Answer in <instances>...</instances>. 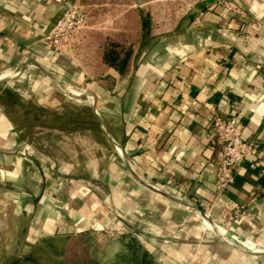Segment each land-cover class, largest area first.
I'll use <instances>...</instances> for the list:
<instances>
[{"label": "crops", "instance_id": "obj_1", "mask_svg": "<svg viewBox=\"0 0 264 264\" xmlns=\"http://www.w3.org/2000/svg\"><path fill=\"white\" fill-rule=\"evenodd\" d=\"M67 1L79 5L80 0ZM185 1H197V7L162 9L166 18L178 19L157 23L150 40L134 50L126 73L104 66L91 79L75 46L56 50L42 39L61 4L0 0V75L22 71L25 92L37 105L45 98L59 104L66 96L57 92L56 81L74 94L85 87L136 172L106 132L84 142L75 155L57 157L35 148L33 156L13 138L0 108V207L17 216L9 221L11 228L23 227L21 218L30 213L31 234L127 228L148 242L163 264H264V0ZM151 9L150 15L158 16ZM123 14L121 9L113 16ZM212 109L221 116L238 114L244 137L257 139L211 213L218 219L226 208L241 207L228 228L255 240L243 237L242 247L259 255L200 234V225L207 228L203 221L199 225L191 204L208 211L214 197ZM61 159L65 163L55 162ZM51 162L77 185L66 187ZM149 185L162 186L180 201Z\"/></svg>", "mask_w": 264, "mask_h": 264}, {"label": "rangeland", "instance_id": "obj_2", "mask_svg": "<svg viewBox=\"0 0 264 264\" xmlns=\"http://www.w3.org/2000/svg\"><path fill=\"white\" fill-rule=\"evenodd\" d=\"M79 6L85 15V23L76 32L67 48L71 45V47L75 46V56L79 58L81 65L89 69L90 73L93 74L94 77L91 79H95L98 76V71L105 66L102 61V55L105 49L115 44L119 46L118 48H120V46L123 48L132 46L135 50L137 47H140L143 43L150 40L151 35L147 40L145 39L146 41H141L140 39V11L150 15L151 8L157 10V12L155 10V13L158 16L154 17L150 15L152 22L151 30H153L155 26H157V23L165 22L166 19L171 22L178 19L176 14L166 18L161 14L162 9L165 10L169 8V11L179 12V10H187L189 7H197V1L152 0L148 2L143 0H80ZM121 9L124 10L123 15L113 16L115 12ZM156 20L158 21L156 22ZM31 70L32 69H29V72ZM14 73L17 74L13 77L1 79L0 87L13 88L20 92L25 99L34 104L33 97H29L25 92L27 87H25L26 80L23 72L15 71ZM55 87L57 92L65 93L66 96L63 95L62 101L55 105L50 102L51 100L49 98H45L41 101V106L50 109L58 108L59 111L63 112L65 110L63 105L68 104L74 108L76 107L77 111L73 113L75 116L72 119L68 117L63 119L56 118L48 113H39V116L34 118L33 114L30 112L33 105L28 103L21 105V102H19L13 104L14 107L10 106L13 121L12 128L14 127V131L11 130L12 136L16 140V135L22 138V140H20L22 144L21 147L24 148L25 152L33 156L35 148L41 150L40 152L43 154L57 157H65L69 154L75 155L80 151L84 142H95V140L103 138V134H105L93 110L91 111L96 116V119H93L90 115L88 106L92 107L93 103H96V100L89 99L90 95L85 87L79 86L77 89L73 90L79 93L78 96L67 93L57 85ZM61 87L65 88L64 86ZM84 146L88 147L87 145ZM58 161L65 163V159L56 160L55 162ZM55 162H51L50 164L60 172L58 175L61 178H59L63 180L67 176V171L63 168L57 169V167L54 166ZM62 182L65 183L66 187L70 186V188L77 185V182L73 180L70 181L69 178H65ZM21 219L26 223L24 226L22 225L23 227H20L19 224L16 223L17 225L15 228L23 229L20 237H18V229L10 227L14 223L9 225V221H17V216L11 212L9 217L7 209L0 207V264H10L15 258L23 260L24 257L30 254L34 240L40 237V232L31 234V226L33 224L32 215L30 213H27V215L25 214ZM198 220L200 225V218H198ZM221 225L223 227L222 229L225 230V221H222ZM214 227L216 230L219 229H217L216 226ZM200 228L202 229L201 225ZM87 231L88 233L82 236L78 233L79 231L52 235L54 238L52 244H43L35 250L34 260L23 261V264H57L59 260L73 263L78 261L86 262L93 259L100 264H124L123 259H119V257L116 256L123 249V243L119 235L122 232L131 231L127 228ZM200 234L203 237L206 235L216 236L225 247L232 248L211 230H201ZM135 235L138 237L137 234ZM227 236L229 238L235 237L234 239L238 241V243H244V241H246L242 236L232 234V231H229ZM253 242L257 243L255 240H253ZM61 249L63 250L62 252ZM259 254L260 253H258V255ZM50 256L52 258H50ZM79 256L81 258H79ZM153 257L159 264H163L160 258H157L155 255H153Z\"/></svg>", "mask_w": 264, "mask_h": 264}, {"label": "built area", "instance_id": "obj_3", "mask_svg": "<svg viewBox=\"0 0 264 264\" xmlns=\"http://www.w3.org/2000/svg\"><path fill=\"white\" fill-rule=\"evenodd\" d=\"M54 1L61 4L62 9L60 15L56 18L42 39L44 43L51 48L64 50L70 45L76 32L84 25L85 15L77 4H72L67 0ZM227 4L230 8L235 7L232 2H227ZM89 99L93 98L90 96ZM211 127L214 132L217 146L215 158L216 171L214 197L210 205L211 208L205 211V213L214 223H220V226H222V221H225L226 227L224 228L227 233L232 231V234L242 236L238 231L228 228V224L235 221L241 215V207L233 206L226 208L225 211L219 215L218 219L213 218L211 211L224 197L227 188L233 183L234 173L237 168L253 153L257 144V139L255 137H244L243 124L240 116L236 113H231L228 116H221L212 109ZM153 186L166 192L162 186ZM199 215L200 213L197 211V216L200 218ZM201 230H205V228ZM242 237L253 242L248 236Z\"/></svg>", "mask_w": 264, "mask_h": 264}, {"label": "trees", "instance_id": "obj_4", "mask_svg": "<svg viewBox=\"0 0 264 264\" xmlns=\"http://www.w3.org/2000/svg\"><path fill=\"white\" fill-rule=\"evenodd\" d=\"M82 11V10H81ZM151 17L148 13H144L143 11H140V39L147 40L149 36L151 35ZM145 40V41H146ZM113 44L109 48L105 49L102 55V61L105 65V69H111L116 71L119 74H124L128 71L131 58L133 57L134 48L132 46H129L128 48H123L120 46ZM21 102V105L30 104L33 105L32 110L30 111L33 114V117L36 118L39 116V113H48L52 114L56 118H70L72 119L75 114V111H77V108L73 106L63 105L65 108L64 112L59 111L58 108H45L41 105L32 104L30 101L25 99L23 95L16 91L15 89L11 88H1L0 87V108L3 110L5 115L10 120L11 124L13 125L12 117H11V107H14L13 104ZM11 106V107H10ZM88 110H90V115L93 119H96L95 115L92 113L91 106H88ZM27 112V113H30ZM98 112H100V108H98ZM41 117V116H40ZM14 131V127L12 128ZM17 140H22L18 135ZM81 236L84 234H87V230H81L78 232ZM120 240L123 243V249L121 252H119L116 256L119 257V259H123L124 264H159L153 257L151 252V246L150 244L143 243L133 232H122L120 235ZM54 238L52 235H48L45 233H41L39 239H35L33 242L32 250L30 254H28L26 257L23 258V260H20L19 258H15L12 260L10 264H23V261H32L34 260V252L36 249L41 247L43 244L50 245L52 244ZM63 250L61 249V252ZM50 258H52L50 256ZM79 258H81L79 256ZM57 264H100L99 262H95V260H88L86 262H73L68 263V261L59 260L57 261Z\"/></svg>", "mask_w": 264, "mask_h": 264}, {"label": "water", "instance_id": "obj_5", "mask_svg": "<svg viewBox=\"0 0 264 264\" xmlns=\"http://www.w3.org/2000/svg\"><path fill=\"white\" fill-rule=\"evenodd\" d=\"M0 80H1V79H0ZM56 84H57L61 89H63L64 91H66L67 93H69V94H71V95H73V96H78V95H79V94H74L72 91H70V90H68V89H66V88L61 87V85H60V83H59L58 81H56ZM89 95H90V94H89ZM90 96H91L93 99H95L94 96H93L92 94H91ZM92 108H93V112H94V114L97 116V118H98V120H99V122H100L102 128H103L104 131L106 132L107 136H108V137L111 139V141L114 143V145H115V147H116L118 153L120 154L121 157H123L124 159L127 160L130 170L135 174L136 172L134 171V168H133L132 164H131V163L129 162V160L127 159V157H126V155H125V153H124V150H123L122 146L119 145V144H117V143L111 138V136L109 135L108 131L106 130L105 125H104L103 121L101 120V118L99 117V114H98V112H97L96 103H93ZM135 175H136V174H135ZM149 187H150L152 190H154L155 192H159V193H161V194H164L165 196H169V197L173 198V199L176 200V201H180L178 198H174L173 196L168 195L166 192H164V191H162V190H160V189L154 187L153 185H149ZM191 206H193L194 208H196V209L198 210V212L200 213L201 217H203V218L206 219L207 221L212 222V223L214 224V222H213V221L207 216V214L205 213L204 209H203L201 206L196 205V204H191ZM213 232H214L216 235L220 236L221 239H222V240H223L228 246H230V247H232V248H234V249H236V250H238V251H240V252L247 253V254H257V253H259V252H253V251L247 250V249H245V248L239 246L238 244H236V243H234V242H231V241L227 240L226 238L223 237V235L219 234L218 232H216V231H213ZM261 253H263V252H261ZM263 254H264V253H263Z\"/></svg>", "mask_w": 264, "mask_h": 264}, {"label": "bare ground", "instance_id": "obj_6", "mask_svg": "<svg viewBox=\"0 0 264 264\" xmlns=\"http://www.w3.org/2000/svg\"><path fill=\"white\" fill-rule=\"evenodd\" d=\"M12 74H13V72L12 73H2L1 75H0V78H4V77H11L12 76ZM200 216V218H201V221H203L204 223H205V227L207 228V229H209V230H211V231H216V232H218L219 234H221V235H223V237L224 238H226L227 240H229V241H234V242H236V243H238V241H236L234 238L235 237H228L227 236V231H225V230H223L222 228V226H220L219 224H216V223H212V222H209V221H207L206 219H204L203 217H201V215H199ZM216 226L217 227V229L220 231H218V230H216L215 229V227L214 226ZM212 227V228H211ZM239 244V246L241 245V247L242 246H246L247 245V241H244V243H238Z\"/></svg>", "mask_w": 264, "mask_h": 264}]
</instances>
